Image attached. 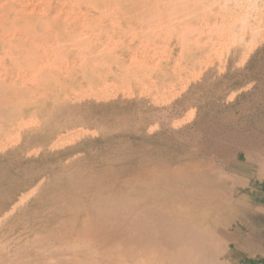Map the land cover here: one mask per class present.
Masks as SVG:
<instances>
[{
    "label": "rangeland",
    "instance_id": "obj_1",
    "mask_svg": "<svg viewBox=\"0 0 264 264\" xmlns=\"http://www.w3.org/2000/svg\"><path fill=\"white\" fill-rule=\"evenodd\" d=\"M263 45L264 0H0V154L13 152L0 164V264H238L243 245L256 253L262 215L249 210L244 230L230 233L212 223V207L179 209L163 177L131 164L127 143L25 159L71 146L86 126L127 129L131 106L98 123L87 117L105 112L80 103L127 100L132 84L161 105L199 78L179 106L195 99L204 113L227 86L222 101H231L255 79L264 84V51L251 57ZM236 143L264 163V132L250 128ZM197 165L147 172L179 180Z\"/></svg>",
    "mask_w": 264,
    "mask_h": 264
},
{
    "label": "crops",
    "instance_id": "obj_2",
    "mask_svg": "<svg viewBox=\"0 0 264 264\" xmlns=\"http://www.w3.org/2000/svg\"><path fill=\"white\" fill-rule=\"evenodd\" d=\"M116 14L129 15L123 10ZM137 78L140 79L139 76ZM181 79L183 76L180 74L179 80ZM196 80L200 79L188 81L182 88L176 86L177 94L161 105L154 104L143 94V89L133 84L128 91L127 100L124 96L107 100H84L81 105L105 112L87 117L89 122H101L108 116L109 111L112 112L111 117H115L119 112L113 109L120 108L121 105L131 106L130 110L134 111L136 122L121 130L86 126L89 133L68 146L74 147L81 143L80 149H74L69 157L100 153L105 150L104 144L127 143L131 164L142 168L145 175H151L155 179L163 177L160 182L164 184V190L172 192L171 199L177 203L179 209L212 207L220 212L214 216L212 223H219L230 233L233 230L243 231V216L249 210L264 217V163L247 149L237 147V137L247 134L250 128L232 129L212 120L198 121V109L194 103L179 106V101L198 83ZM161 91L163 94L160 96L169 95L164 93L168 90ZM200 129L205 131V135L197 133ZM189 130L195 132L191 139L183 135ZM90 144L96 145L91 148ZM187 161H196L198 165L179 174V180H174L165 172H154V175L147 172L151 166L179 168ZM193 223L200 225L202 222L197 219ZM245 238L248 237L244 235L243 240ZM260 242L256 244V253H243L247 245H243L242 252L234 251L242 256L236 263L264 264V241Z\"/></svg>",
    "mask_w": 264,
    "mask_h": 264
},
{
    "label": "trees",
    "instance_id": "obj_3",
    "mask_svg": "<svg viewBox=\"0 0 264 264\" xmlns=\"http://www.w3.org/2000/svg\"><path fill=\"white\" fill-rule=\"evenodd\" d=\"M263 51L264 45L259 47L251 57H257V55ZM240 70L241 69H239L238 71ZM226 76L227 74H224L220 77L213 79L212 84L215 85L219 83V81L225 78ZM202 83L203 81L198 82L194 86H192L190 90L186 93V96L191 95L193 90L195 92H198L197 89L202 85ZM233 88L234 86H227L223 91H218V93L216 92V94L212 96V99L206 104L208 109L205 110L204 113L202 111L204 107L201 106L198 101L194 99L192 103L197 106L198 121L212 120L214 122H219L225 125L226 127L232 129L248 127L252 129H258L264 132V84L261 85L260 83H258V80L255 79V83L250 89L238 93L235 98L231 101H222V99L226 97L232 91ZM80 145L81 143H78L74 147H68L49 153H40L37 157H30L25 160L40 162L44 160L59 158L64 161L69 157L70 154L73 153V149H80ZM95 145L96 144H92L90 145V147L92 148ZM12 153L13 152L11 150H8L7 152L0 154V164L7 160ZM47 170V168L43 169L37 174L33 181L25 184L22 187H19L17 189V193L35 185V183H37L39 179L48 172Z\"/></svg>",
    "mask_w": 264,
    "mask_h": 264
}]
</instances>
